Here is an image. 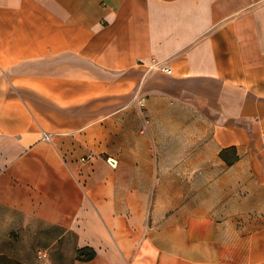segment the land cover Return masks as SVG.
Masks as SVG:
<instances>
[{
    "label": "crops",
    "instance_id": "1",
    "mask_svg": "<svg viewBox=\"0 0 264 264\" xmlns=\"http://www.w3.org/2000/svg\"><path fill=\"white\" fill-rule=\"evenodd\" d=\"M1 256L264 264V0H0Z\"/></svg>",
    "mask_w": 264,
    "mask_h": 264
},
{
    "label": "trees",
    "instance_id": "2",
    "mask_svg": "<svg viewBox=\"0 0 264 264\" xmlns=\"http://www.w3.org/2000/svg\"><path fill=\"white\" fill-rule=\"evenodd\" d=\"M221 155L224 157L225 155L224 151L221 153ZM95 257H96V252L89 247H84L79 249L76 255V258L80 261H90L93 260Z\"/></svg>",
    "mask_w": 264,
    "mask_h": 264
},
{
    "label": "rangeland",
    "instance_id": "3",
    "mask_svg": "<svg viewBox=\"0 0 264 264\" xmlns=\"http://www.w3.org/2000/svg\"><path fill=\"white\" fill-rule=\"evenodd\" d=\"M52 86H55V85H52ZM49 91H53V93H54V90L49 89ZM52 101H54V103H55L57 100H52ZM97 118H101V117H95V119H97ZM0 264H22V263H20V262L18 263V261L10 259L6 256H1L0 257Z\"/></svg>",
    "mask_w": 264,
    "mask_h": 264
},
{
    "label": "built area",
    "instance_id": "4",
    "mask_svg": "<svg viewBox=\"0 0 264 264\" xmlns=\"http://www.w3.org/2000/svg\"><path fill=\"white\" fill-rule=\"evenodd\" d=\"M162 70L167 71V72H171V69H169V68H163ZM44 137L47 138V139H51V138H50L51 136H50L49 133H45V134H44Z\"/></svg>",
    "mask_w": 264,
    "mask_h": 264
}]
</instances>
